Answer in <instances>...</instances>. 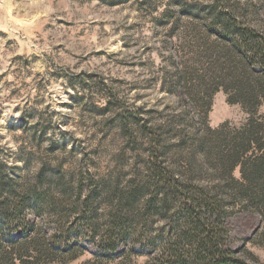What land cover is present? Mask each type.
I'll return each instance as SVG.
<instances>
[{"label": "rangeland", "instance_id": "rangeland-1", "mask_svg": "<svg viewBox=\"0 0 264 264\" xmlns=\"http://www.w3.org/2000/svg\"><path fill=\"white\" fill-rule=\"evenodd\" d=\"M230 11L254 29L264 27V0H0L1 198L29 185L48 191L35 183L38 175L68 179L70 198L49 181L48 212L25 207L20 216L47 237L63 238L84 198L112 188L116 178L122 186H147L159 169L167 178L210 187L212 169L199 151L190 172L193 149L182 137L197 125H224L231 133L251 116L264 118V102L251 114L219 91L206 111L208 99L191 95L213 62L236 60L211 26L213 16ZM221 199L237 256L264 264L260 212L232 196ZM16 203L12 196L7 204L12 217ZM93 210L105 214L111 207ZM37 239L36 249H48ZM70 245L65 264H151L147 256L123 254L96 262L90 245ZM47 256L46 264L66 260Z\"/></svg>", "mask_w": 264, "mask_h": 264}, {"label": "trees", "instance_id": "trees-1", "mask_svg": "<svg viewBox=\"0 0 264 264\" xmlns=\"http://www.w3.org/2000/svg\"><path fill=\"white\" fill-rule=\"evenodd\" d=\"M213 19L214 32L228 44L238 62L233 58L232 62H213L205 71L206 81L193 87L191 95L195 100L198 93L204 95L208 111L213 95L220 91L229 105L253 114L264 102V27L246 25L234 11L219 13ZM178 85L184 88L180 81ZM179 98L190 96L180 93ZM225 129L224 125L215 130L197 125L181 139L183 145L189 143L193 149L186 161L191 173L196 153H203L213 171L210 187L167 178L159 169L153 171L154 181L147 186L134 181L122 186L116 178L112 188L91 191L84 198L81 208L74 210L78 216L69 222L63 238L58 233L47 237L20 216L25 207L39 215L48 212L53 205L47 196L49 181L61 190L63 198H70L68 179L38 175L35 183L48 186V191L36 192L29 185L16 194L10 188L4 198L0 196V264H46L49 252L66 257L65 264L72 259H67L72 252L70 244L79 241L91 246L96 262L123 254L147 256L151 264H250L232 247L231 220L221 197L232 196L244 209L258 210L264 219V118L258 121L251 116L231 133ZM235 170L238 179L233 178ZM81 189L79 183L76 200L80 199ZM12 196L18 199L12 209L17 217L7 209ZM101 203L111 210L98 214L93 205ZM37 237L48 249H36Z\"/></svg>", "mask_w": 264, "mask_h": 264}]
</instances>
